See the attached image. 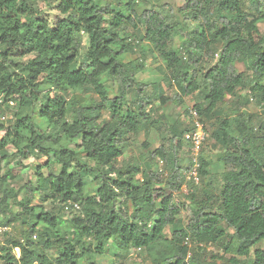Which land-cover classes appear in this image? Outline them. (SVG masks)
<instances>
[{
    "label": "trees",
    "instance_id": "1",
    "mask_svg": "<svg viewBox=\"0 0 264 264\" xmlns=\"http://www.w3.org/2000/svg\"><path fill=\"white\" fill-rule=\"evenodd\" d=\"M48 2L56 7L50 20L35 14L33 0H0V103L16 106L8 125L0 120V225H22L0 244L2 263L96 264L113 244L125 257L141 250L145 259L136 264H264L262 248L248 257L264 242V0H185L173 15L153 0ZM175 36L182 37L176 49ZM143 42L166 62L164 79L180 91L176 102L202 91L193 107L205 119L216 114L207 132L221 149L217 194L206 181L212 161L203 152L199 184L181 193L188 166L179 163L178 150L189 125L173 124L142 171L117 163L133 138L153 126V100L167 99L160 88L144 93L149 82L137 77ZM86 86L93 98L76 93ZM246 89L263 116L240 110L246 94L235 99L234 116L221 115L226 97ZM35 114L49 129L37 125ZM31 156L46 158L35 181L13 187V166L2 174V165ZM157 156L166 177L151 166ZM228 237L235 244L223 246ZM210 243L235 255L222 254L216 263L218 255L206 258L201 246Z\"/></svg>",
    "mask_w": 264,
    "mask_h": 264
},
{
    "label": "rangeland",
    "instance_id": "2",
    "mask_svg": "<svg viewBox=\"0 0 264 264\" xmlns=\"http://www.w3.org/2000/svg\"><path fill=\"white\" fill-rule=\"evenodd\" d=\"M107 1L116 2L117 0H102V3L105 4ZM127 1V0H123ZM185 0H153L154 6L158 8L161 11L168 12L170 10L172 12V15L176 13V8L184 3ZM32 10H34L35 14L39 16H43L47 18V20H50L54 14H56V7L54 2H48V0H33ZM179 19L181 20V17L179 16ZM182 26V22L180 23ZM185 27L187 29H191L194 27V22L192 20H189L185 23ZM264 31V22H261L259 24V33H263ZM181 39L180 36H175L170 44V47L172 48H180L181 45ZM84 45L86 44V41L84 39L83 41ZM142 51L144 52L145 56H143L144 66L141 72L138 74V79L144 82H149V84L145 87L144 93L149 95H155L158 92V89L164 90V96L167 98L165 103H160L158 100H153L151 110L149 111L150 118L153 120V126L149 128L148 133H144V131H141L138 135H136L133 140L131 141L132 144H130L124 156L118 160V164H122V160L128 161L134 166H138L140 170L142 171L144 169L143 161L148 156V152L152 151L156 147H158L161 143L166 144V140L171 136L170 133V127L173 124L181 125V127H186L190 124V119L188 118V110L191 108L194 104H197L199 101L203 98V92H197L193 93L191 95L185 96L181 95L179 96L181 99V102H176L175 99L177 98V95H180V91L174 82V80H171V84L168 85L166 83V80L164 79V75L168 73L170 70L166 68V62L162 59V57L157 53L150 50L149 46L145 44V42L141 45ZM141 54L138 52V54H132L127 57V59L135 60L138 55ZM82 51L79 53V58H82ZM210 61H207L205 63L201 64V67L197 73L198 79L200 78V73L205 70V68L210 64ZM237 70H244V66L241 63H237ZM203 84H201V87ZM76 93L83 94L89 98H93L95 94L92 92L90 87H85L83 90H78ZM179 93V94H178ZM239 94H246L247 97H249L248 102L244 105H240V110L250 112V113H256L258 115L261 114L260 107L255 103L254 100L251 99V95L249 94L248 90L244 91H238L236 97H226L225 101L221 104L222 110L227 118L232 117L236 113V98ZM40 97V95H39ZM40 99V98H39ZM244 102V101H242ZM16 109L15 105L9 104L4 105L0 103V120L4 122L5 125H8L10 120H12L13 113ZM187 109V112L185 110ZM198 113V112H197ZM262 115V114H261ZM263 116V115H262ZM198 117L200 120L205 124V127L207 131H210L211 125L209 122L214 121L216 118V114L210 115L209 119H205L204 116H201L198 114ZM34 119L37 123V125L42 130L49 129L50 125L44 120H42L40 117H36V114L34 115ZM2 134V133H0ZM1 136V135H0ZM146 141L148 143L147 148L141 147L142 141ZM8 151H12L11 145L7 146ZM220 147L217 143L213 142L210 138H208L204 148L203 153L212 161L210 167H209V174L206 178V181H210L212 184V192L214 194H217L219 191V186L221 182V176L220 172L222 171L221 164L217 161V155L220 152ZM17 158V157H16ZM178 158L179 163L182 166H186L188 164V156H187V145L182 144V147L180 150H178ZM161 158L159 156L155 157L151 161V166L154 170H157L159 164V160ZM16 160V159H15ZM14 160L11 161V163H4L1 167V173L3 174L8 167H12V172L15 174V177L13 178L11 184L15 188H19L24 183H26L28 180H31L32 182L35 181L34 172L38 168V166H43L44 162L46 161L45 157L40 158H34L29 157L26 159H22L21 163L18 164ZM164 165V162H163ZM164 167V166H163ZM57 168V167H56ZM42 171L44 174L47 173V168L43 167ZM140 176V174H138ZM94 183H90L87 185V188L89 189V192H92L94 190ZM22 196V193L21 195ZM178 198L180 196H177ZM183 195H181L180 198H182ZM12 210H16V207L12 205ZM189 214V211L187 209L183 210V217H187ZM66 216H69V214H66ZM2 227V225H0ZM4 231H0V244L4 242V239L8 235H16L20 234L22 230V225L19 223H15L9 227H5ZM229 234L232 233V230H228ZM230 242L232 245L235 244L234 239H230L229 237L225 239L223 246L226 245L227 242ZM193 245V243H192ZM204 248V254L206 258H209L211 254L218 255L216 259V263H221L220 256L223 254L225 256L235 255V253L230 250L228 254H224L223 248L216 245V244H206L201 245ZM255 248H262L264 249V242L258 243L251 248V252L249 254V258L252 257V252ZM15 252L17 255H19V249L16 248ZM120 251L112 244L110 248L107 250L106 253L102 255H98L95 257L96 264H109V263H115V264H136L139 261H144V253L141 250L134 249L130 252V254L125 257L120 255ZM120 255V256H119ZM239 258V256H237ZM0 264H3L0 259Z\"/></svg>",
    "mask_w": 264,
    "mask_h": 264
},
{
    "label": "built area",
    "instance_id": "3",
    "mask_svg": "<svg viewBox=\"0 0 264 264\" xmlns=\"http://www.w3.org/2000/svg\"><path fill=\"white\" fill-rule=\"evenodd\" d=\"M12 104V102H10ZM188 118L190 119L189 129L184 133L183 139L187 144V156H188V168L184 172L185 183L181 186V193L186 194L188 192L189 184L197 185L200 182L199 167H200V155L203 152V148L208 140V132L205 124L198 117L197 110L192 106L188 110ZM157 171L161 177H166L168 172L163 167V160H159L157 164ZM5 227H0V231H4ZM184 243L190 245L189 238H184ZM191 253L187 254L190 257Z\"/></svg>",
    "mask_w": 264,
    "mask_h": 264
}]
</instances>
